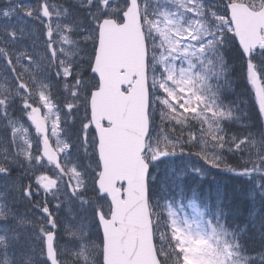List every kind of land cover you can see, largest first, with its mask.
Segmentation results:
<instances>
[{"label": "snow or ice", "instance_id": "1", "mask_svg": "<svg viewBox=\"0 0 264 264\" xmlns=\"http://www.w3.org/2000/svg\"><path fill=\"white\" fill-rule=\"evenodd\" d=\"M0 125V264H264V0H0Z\"/></svg>", "mask_w": 264, "mask_h": 264}, {"label": "trees", "instance_id": "2", "mask_svg": "<svg viewBox=\"0 0 264 264\" xmlns=\"http://www.w3.org/2000/svg\"><path fill=\"white\" fill-rule=\"evenodd\" d=\"M237 71H239V69H237ZM243 90L244 88L242 84H239L238 87H235L236 93H240ZM234 98V96L228 97V99ZM242 98L245 100L248 99L246 96ZM190 150L192 152H196L199 149L192 148ZM185 160L188 162L189 169L193 164H195L196 166H200L203 163L202 161H198L195 156H192L190 158L185 157ZM175 162L176 164H180L181 160L177 159ZM205 167L207 168V170L202 176L191 174V172L189 171V173H187L183 177V187L185 188L187 193L195 191L199 194V197L205 200L214 202L219 196L227 205H229V207L234 210L233 215L229 216V220L234 221L235 223H240L241 226H243L241 222L248 219V209L250 208V202L246 198L245 194V190L247 188L246 178L238 177L233 173L223 170L221 172V169H215L210 166ZM25 183H27V181H25ZM39 198H46L45 194L42 193ZM47 198L50 200V209L54 212V214H56L54 205L57 203V201L51 199L49 196H47ZM258 208L259 205H257V209ZM21 210H23V207L21 208ZM36 215H39V213H36ZM248 235L252 234L249 233ZM248 243L249 247H252L253 244L258 245V234L255 241L250 240Z\"/></svg>", "mask_w": 264, "mask_h": 264}, {"label": "rangeland", "instance_id": "3", "mask_svg": "<svg viewBox=\"0 0 264 264\" xmlns=\"http://www.w3.org/2000/svg\"><path fill=\"white\" fill-rule=\"evenodd\" d=\"M185 204L187 203V202H184ZM178 212H179V209H176ZM180 215H184V214H188L189 215V217H191L192 215H193V213H192V210L190 209V208H185L184 209V212L183 213H179ZM60 243H61V245H65L66 244V242H62V240L60 241Z\"/></svg>", "mask_w": 264, "mask_h": 264}]
</instances>
